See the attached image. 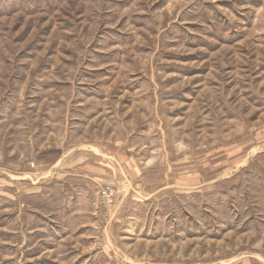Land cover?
Returning <instances> with one entry per match:
<instances>
[{"label":"rangeland","instance_id":"rangeland-1","mask_svg":"<svg viewBox=\"0 0 264 264\" xmlns=\"http://www.w3.org/2000/svg\"><path fill=\"white\" fill-rule=\"evenodd\" d=\"M0 264H264V0H0Z\"/></svg>","mask_w":264,"mask_h":264},{"label":"crops","instance_id":"crops-1","mask_svg":"<svg viewBox=\"0 0 264 264\" xmlns=\"http://www.w3.org/2000/svg\"><path fill=\"white\" fill-rule=\"evenodd\" d=\"M83 187H81V189H79L78 191L79 192H77L78 194V196H77V198H76V203L77 204H79V206L82 208V206L84 205L83 204V202H84V197H87V193H88V191L86 190V188H83ZM80 212V211H79ZM64 225L66 226V224L64 223Z\"/></svg>","mask_w":264,"mask_h":264},{"label":"built area","instance_id":"built-area-1","mask_svg":"<svg viewBox=\"0 0 264 264\" xmlns=\"http://www.w3.org/2000/svg\"><path fill=\"white\" fill-rule=\"evenodd\" d=\"M106 192V191H105Z\"/></svg>","mask_w":264,"mask_h":264}]
</instances>
